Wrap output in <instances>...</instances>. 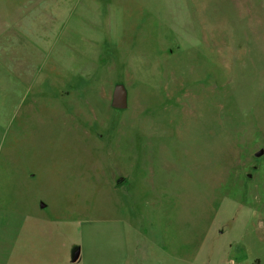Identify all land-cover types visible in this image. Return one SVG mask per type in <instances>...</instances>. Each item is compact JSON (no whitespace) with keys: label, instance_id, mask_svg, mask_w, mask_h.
Here are the masks:
<instances>
[{"label":"rangeland","instance_id":"1","mask_svg":"<svg viewBox=\"0 0 264 264\" xmlns=\"http://www.w3.org/2000/svg\"><path fill=\"white\" fill-rule=\"evenodd\" d=\"M261 150L264 0H0V264H264Z\"/></svg>","mask_w":264,"mask_h":264},{"label":"water","instance_id":"2","mask_svg":"<svg viewBox=\"0 0 264 264\" xmlns=\"http://www.w3.org/2000/svg\"><path fill=\"white\" fill-rule=\"evenodd\" d=\"M112 106L116 110H126L128 108V92L124 84H116L113 92ZM264 155V150H261L256 154L257 157ZM42 208L46 207L45 203L41 204ZM81 254V249L78 247L74 250L72 255V262L76 263Z\"/></svg>","mask_w":264,"mask_h":264},{"label":"bare ground","instance_id":"3","mask_svg":"<svg viewBox=\"0 0 264 264\" xmlns=\"http://www.w3.org/2000/svg\"><path fill=\"white\" fill-rule=\"evenodd\" d=\"M248 16H249V15H248ZM101 22H102V21H101ZM217 22H218V21H217ZM258 24H259V23H258ZM82 55H83V53H82ZM190 199H191V198H190ZM190 199H189V200H190ZM191 201H192V200H191ZM192 202H193V201H192Z\"/></svg>","mask_w":264,"mask_h":264}]
</instances>
